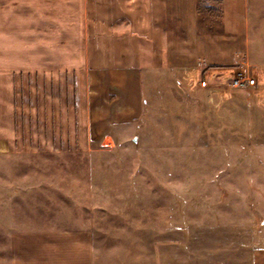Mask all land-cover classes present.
<instances>
[{"label": "rangeland", "instance_id": "374dc122", "mask_svg": "<svg viewBox=\"0 0 264 264\" xmlns=\"http://www.w3.org/2000/svg\"><path fill=\"white\" fill-rule=\"evenodd\" d=\"M203 11L195 40L177 30L163 74L143 80L134 127L0 160V199L13 198L0 207V264L23 221L33 262L43 246L47 264H264V0H223V27ZM238 72L255 84L227 86Z\"/></svg>", "mask_w": 264, "mask_h": 264}, {"label": "crops", "instance_id": "0c3cea01", "mask_svg": "<svg viewBox=\"0 0 264 264\" xmlns=\"http://www.w3.org/2000/svg\"><path fill=\"white\" fill-rule=\"evenodd\" d=\"M218 1L219 9L196 0H0V160L89 145L111 139L117 127H134L143 80L163 74L170 36L178 30L195 40L203 10L221 12L223 27ZM10 202L0 199V207ZM20 224L8 234L10 264L52 262L43 246L33 262L28 252L38 246ZM36 233L33 240L47 234ZM57 239L50 240L55 248Z\"/></svg>", "mask_w": 264, "mask_h": 264}, {"label": "built area", "instance_id": "2783aa9c", "mask_svg": "<svg viewBox=\"0 0 264 264\" xmlns=\"http://www.w3.org/2000/svg\"><path fill=\"white\" fill-rule=\"evenodd\" d=\"M255 84L253 78H249L243 74V72H238L232 76L227 86L232 88H244V87H252ZM201 87H206V82L202 81L200 83Z\"/></svg>", "mask_w": 264, "mask_h": 264}, {"label": "trees", "instance_id": "16d2710c", "mask_svg": "<svg viewBox=\"0 0 264 264\" xmlns=\"http://www.w3.org/2000/svg\"><path fill=\"white\" fill-rule=\"evenodd\" d=\"M220 78L223 79V80L226 79V77H220Z\"/></svg>", "mask_w": 264, "mask_h": 264}]
</instances>
